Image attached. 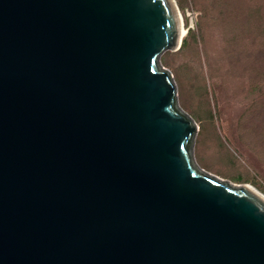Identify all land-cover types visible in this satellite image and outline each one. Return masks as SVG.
Masks as SVG:
<instances>
[{
  "label": "water",
  "instance_id": "obj_1",
  "mask_svg": "<svg viewBox=\"0 0 264 264\" xmlns=\"http://www.w3.org/2000/svg\"><path fill=\"white\" fill-rule=\"evenodd\" d=\"M175 0H0V264H264V195L200 167L161 64Z\"/></svg>",
  "mask_w": 264,
  "mask_h": 264
},
{
  "label": "rangeland",
  "instance_id": "obj_2",
  "mask_svg": "<svg viewBox=\"0 0 264 264\" xmlns=\"http://www.w3.org/2000/svg\"><path fill=\"white\" fill-rule=\"evenodd\" d=\"M175 3L188 34L160 61L197 124L194 159L264 193V0Z\"/></svg>",
  "mask_w": 264,
  "mask_h": 264
},
{
  "label": "bare ground",
  "instance_id": "obj_3",
  "mask_svg": "<svg viewBox=\"0 0 264 264\" xmlns=\"http://www.w3.org/2000/svg\"><path fill=\"white\" fill-rule=\"evenodd\" d=\"M183 22V21H182ZM188 34V29H187V27H185L183 24H181V34H180V36H181V43H182V41H183V39H184V37L186 36ZM215 35V34H214ZM253 188H255L257 191H259L261 194H263L264 195V193L262 192V191H260L259 189H257L256 187H254L252 184H250Z\"/></svg>",
  "mask_w": 264,
  "mask_h": 264
}]
</instances>
